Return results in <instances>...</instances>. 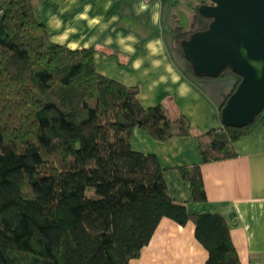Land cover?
Instances as JSON below:
<instances>
[{
    "label": "trees",
    "instance_id": "trees-1",
    "mask_svg": "<svg viewBox=\"0 0 264 264\" xmlns=\"http://www.w3.org/2000/svg\"><path fill=\"white\" fill-rule=\"evenodd\" d=\"M210 22L198 7L191 30H175L176 49L195 79L235 78L221 116L241 77L196 76L181 47ZM95 53L53 42L32 0H0V264H132L164 218L194 223L205 264H241L225 219L173 200L158 158L132 147L135 128L166 141L191 135L189 121L145 107L137 87L97 71ZM261 113L201 135L202 162L235 158ZM181 173L206 202L201 164Z\"/></svg>",
    "mask_w": 264,
    "mask_h": 264
},
{
    "label": "crops",
    "instance_id": "crops-1",
    "mask_svg": "<svg viewBox=\"0 0 264 264\" xmlns=\"http://www.w3.org/2000/svg\"><path fill=\"white\" fill-rule=\"evenodd\" d=\"M50 39L70 49L94 48L97 71L139 89L145 107L162 105L185 117L189 136L158 141L139 128L134 150L155 155L169 194L192 214L222 216L241 264H264V111L235 144L232 159L203 163L198 138L223 126L221 106L236 86L233 77L195 79L176 49L175 30L192 28L197 8L210 0H32ZM201 164L207 201L193 200L181 168ZM208 252L195 225L164 218L132 264H205Z\"/></svg>",
    "mask_w": 264,
    "mask_h": 264
},
{
    "label": "water",
    "instance_id": "water-1",
    "mask_svg": "<svg viewBox=\"0 0 264 264\" xmlns=\"http://www.w3.org/2000/svg\"><path fill=\"white\" fill-rule=\"evenodd\" d=\"M200 14L207 30L181 42L196 76L217 78L227 68L242 81L221 112L224 126L241 128L264 110V0H210Z\"/></svg>",
    "mask_w": 264,
    "mask_h": 264
},
{
    "label": "built area",
    "instance_id": "built-area-1",
    "mask_svg": "<svg viewBox=\"0 0 264 264\" xmlns=\"http://www.w3.org/2000/svg\"><path fill=\"white\" fill-rule=\"evenodd\" d=\"M145 1L150 3V2H154V1H160V0H145Z\"/></svg>",
    "mask_w": 264,
    "mask_h": 264
}]
</instances>
